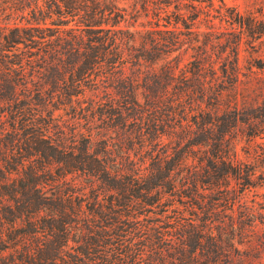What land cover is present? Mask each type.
Returning a JSON list of instances; mask_svg holds the SVG:
<instances>
[{"label": "trees", "instance_id": "trees-1", "mask_svg": "<svg viewBox=\"0 0 264 264\" xmlns=\"http://www.w3.org/2000/svg\"><path fill=\"white\" fill-rule=\"evenodd\" d=\"M121 2L0 0V264H260L235 59L198 42L180 64L191 22ZM140 13L148 28L120 24Z\"/></svg>", "mask_w": 264, "mask_h": 264}, {"label": "rangeland", "instance_id": "rangeland-1", "mask_svg": "<svg viewBox=\"0 0 264 264\" xmlns=\"http://www.w3.org/2000/svg\"><path fill=\"white\" fill-rule=\"evenodd\" d=\"M130 1L120 0L124 5ZM194 5L196 8H193ZM165 9L168 14L171 12L170 19L173 11H180L183 20L191 22L190 29L193 33L188 36L183 34L186 28L181 26L177 16L178 28L175 31L180 30V36H188L189 39L188 43L183 42L170 54L177 53L181 57L180 64L195 52L190 47L198 42L205 45L207 57H225L231 61L235 59L239 78L238 99L242 101V104H239L240 120L232 131L235 157L253 168L255 173L262 172V177L256 178L259 184L244 190L242 197L264 203V0H168L165 2ZM14 15L6 16L0 13V23L12 21ZM166 19L167 17L164 18ZM152 21L150 14L145 16L140 13L135 19L126 17L120 24L143 30L152 25ZM162 21L163 19L160 20ZM166 27L172 28L171 24ZM90 93L86 91V94ZM53 113L55 120L61 125L76 121V129L79 128L80 131L90 129L99 137L103 133L104 136L105 133L113 135L105 125L95 126L98 121L92 123L81 117H72L63 113L60 108ZM136 150V147L132 146L129 149L130 155ZM76 180L85 183L82 177L76 176ZM257 210L264 212L259 208ZM260 225L257 223L253 237L262 240L264 227ZM260 244L258 259L260 264H264V240Z\"/></svg>", "mask_w": 264, "mask_h": 264}]
</instances>
